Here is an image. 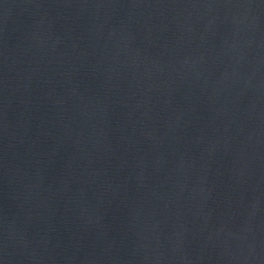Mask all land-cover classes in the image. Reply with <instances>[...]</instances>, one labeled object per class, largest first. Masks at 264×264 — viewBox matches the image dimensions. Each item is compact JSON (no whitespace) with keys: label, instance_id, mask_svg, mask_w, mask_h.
Masks as SVG:
<instances>
[{"label":"water","instance_id":"95a60500","mask_svg":"<svg viewBox=\"0 0 264 264\" xmlns=\"http://www.w3.org/2000/svg\"><path fill=\"white\" fill-rule=\"evenodd\" d=\"M0 264H264V0H0Z\"/></svg>","mask_w":264,"mask_h":264}]
</instances>
